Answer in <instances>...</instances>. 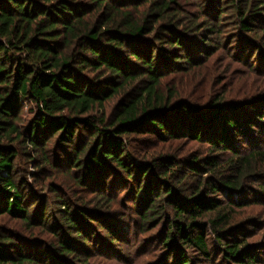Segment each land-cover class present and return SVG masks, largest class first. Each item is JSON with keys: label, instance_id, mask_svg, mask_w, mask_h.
I'll return each instance as SVG.
<instances>
[{"label": "trees", "instance_id": "16d2710c", "mask_svg": "<svg viewBox=\"0 0 264 264\" xmlns=\"http://www.w3.org/2000/svg\"><path fill=\"white\" fill-rule=\"evenodd\" d=\"M199 1L189 17L177 0H0V264L120 259L131 227L160 225L155 264H264L246 242L255 219L234 222L264 204V94L199 103L164 83L224 44L264 75V0Z\"/></svg>", "mask_w": 264, "mask_h": 264}, {"label": "rangeland", "instance_id": "374dc122", "mask_svg": "<svg viewBox=\"0 0 264 264\" xmlns=\"http://www.w3.org/2000/svg\"><path fill=\"white\" fill-rule=\"evenodd\" d=\"M182 9L186 10L189 17L199 15L201 13V4L199 0H177ZM230 14V13H229ZM231 15V14H230ZM200 20V19H199ZM228 24L222 27V32L225 37H228L236 30V19L233 17L226 18ZM188 23V21H186ZM235 49L229 45H223L216 49L213 55L209 57L205 63L200 66L198 70L193 73L179 74L168 77L164 81L165 85H172L177 87L180 95L189 98L195 102H204L212 95L222 94L225 100L234 101L238 99H247L264 94V75L256 69H250L243 61L238 60L234 55ZM113 100L107 103V112L110 111ZM31 107L25 104L22 110L21 117L25 121L30 119L33 114L30 112ZM173 149L180 154H186L189 148H198L199 144L194 141L186 140L185 142L179 140L172 142ZM163 144L158 143L155 148H161ZM167 146V145H165ZM153 149V148H152ZM24 168L31 169L28 164L23 162ZM32 170V169H31ZM30 182L34 184H47L49 179L39 178L38 181L30 178ZM48 195L50 194L46 187L43 189ZM54 195L50 194L53 198ZM129 212H127L126 219H129ZM131 217L133 215L131 214ZM234 222H242L248 219H255L251 226L247 227L248 233L246 242L248 245H256L263 248L261 257L264 259V204L254 203L245 208H240L234 215ZM127 219V220H128ZM1 224L6 228L16 230L24 238L34 239L35 243L41 246H48L52 239L44 228H37L35 230H28L18 220L3 219ZM248 224V223H247ZM162 225L156 229L146 232H136L134 226L130 229V240L128 244L123 245L122 250L124 256L120 259L114 257L110 253L107 255H94L90 263L92 264H155L157 259L162 255V245L160 231ZM213 236H209V242L212 243ZM202 264H232L225 261L221 256L216 254Z\"/></svg>", "mask_w": 264, "mask_h": 264}]
</instances>
